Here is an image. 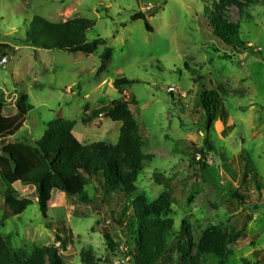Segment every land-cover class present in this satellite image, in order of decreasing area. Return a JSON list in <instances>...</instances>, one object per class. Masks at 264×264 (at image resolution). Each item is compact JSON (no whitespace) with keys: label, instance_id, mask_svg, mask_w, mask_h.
<instances>
[{"label":"rangeland","instance_id":"1","mask_svg":"<svg viewBox=\"0 0 264 264\" xmlns=\"http://www.w3.org/2000/svg\"><path fill=\"white\" fill-rule=\"evenodd\" d=\"M213 1L0 0V90L14 100L28 97L26 122L11 141L31 144L60 119L76 121L73 135L80 143L115 144L120 123L99 117L82 124L81 119L113 100L127 102L147 158L135 183L139 193L152 203L169 192L175 231L186 222L194 245L205 232L222 233L230 238L232 252L223 264H243V259L254 261V251H264V0H255L242 13L234 5L227 8L244 51L213 36L208 20ZM139 14L145 20H133ZM33 16L51 22L91 20L87 41L104 43L91 55L21 46L16 39L24 37ZM105 49L112 57L98 74ZM117 78L137 82L119 91ZM171 87L178 93L169 92ZM204 87L218 91L229 113L227 136L219 120L205 131L199 106ZM206 139L216 152L208 155V169L201 172L190 168L188 159L191 146L203 147ZM156 176L168 185L159 184ZM13 188L32 204L10 215L3 204L6 185L0 181V233L10 248L30 253L53 245L59 235L67 242L61 251L66 264H83L86 252L91 264H133L125 254L130 247L125 229L110 215L123 207L116 198L106 202L98 191L84 204L54 191L44 220L34 188L19 183ZM235 189L246 196L245 205L231 198ZM105 233L120 244L119 251L107 247Z\"/></svg>","mask_w":264,"mask_h":264},{"label":"trees","instance_id":"2","mask_svg":"<svg viewBox=\"0 0 264 264\" xmlns=\"http://www.w3.org/2000/svg\"><path fill=\"white\" fill-rule=\"evenodd\" d=\"M254 1L214 0L208 19L213 36L229 48L246 50V45L239 40L238 25L227 17V8L234 5L242 13L244 7ZM133 20L145 18L139 14ZM93 27L94 22L85 18L51 22L33 16L24 37L16 41L21 46L34 49L91 55L104 43L99 38L87 41L86 35ZM111 57L112 51L105 49L100 56L98 74L106 71ZM222 59L230 58L224 55ZM136 82L117 78L114 86L121 91L124 86ZM199 106L205 117V131L219 120L224 126L223 135L227 136L231 130L227 125L229 113L218 91L204 87L199 96ZM30 109L26 95L14 100L0 90V181L6 185L3 204L10 215H20L32 204L30 199L20 198L13 188L16 183L34 188V198L44 220H47L48 203L54 191L84 204L90 203L92 195L99 191L104 201L116 198L123 206L117 216L115 212L110 215L113 224L125 229V238L130 246L125 254L133 264H204L208 259L223 264L232 255L230 238L222 233L205 232L194 245L186 222L181 224L179 231H175L174 221L169 217L172 203L169 192L161 194L152 203H147L139 193L135 183L147 158L142 152L143 143L127 102L113 100L81 119L82 124L99 117L120 123L115 144L80 143L73 135L76 121L62 119L49 123L42 138L33 144L26 140L11 141L24 126ZM215 150L208 139L203 147L192 145L188 159L190 168L207 171L206 158ZM156 180L159 184L168 185V181L160 176H156ZM89 186L88 192L86 188ZM230 195L238 205H245L247 198L238 189L231 191ZM47 227L54 228L51 222ZM104 239L111 251H119L120 244L110 234L105 233ZM66 244V239L56 235L53 245L26 253L10 248L0 233V264H66L61 254ZM192 248L195 249L193 255L190 254ZM253 258V262L243 259V264H264V251H254ZM81 259L83 264H91L90 253H83Z\"/></svg>","mask_w":264,"mask_h":264},{"label":"built area","instance_id":"3","mask_svg":"<svg viewBox=\"0 0 264 264\" xmlns=\"http://www.w3.org/2000/svg\"><path fill=\"white\" fill-rule=\"evenodd\" d=\"M168 91L171 92V93L174 92L175 94L178 93V91L175 90V88H173V87L169 88Z\"/></svg>","mask_w":264,"mask_h":264},{"label":"water","instance_id":"4","mask_svg":"<svg viewBox=\"0 0 264 264\" xmlns=\"http://www.w3.org/2000/svg\"><path fill=\"white\" fill-rule=\"evenodd\" d=\"M0 66H3V64H1Z\"/></svg>","mask_w":264,"mask_h":264}]
</instances>
